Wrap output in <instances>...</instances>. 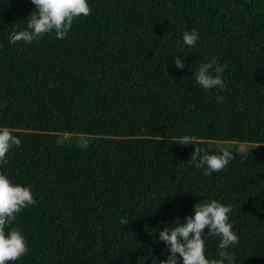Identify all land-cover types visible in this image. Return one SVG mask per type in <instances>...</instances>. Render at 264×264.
<instances>
[{"label": "trees", "instance_id": "trees-1", "mask_svg": "<svg viewBox=\"0 0 264 264\" xmlns=\"http://www.w3.org/2000/svg\"><path fill=\"white\" fill-rule=\"evenodd\" d=\"M87 2L65 39L10 44L35 5L0 0V127L21 140L0 172L36 200L11 225L28 247L11 264H159V232L213 199L233 208L234 264H264V0ZM213 58L225 87L206 91L195 72ZM197 146L234 159L205 175Z\"/></svg>", "mask_w": 264, "mask_h": 264}, {"label": "clouds", "instance_id": "clouds-1", "mask_svg": "<svg viewBox=\"0 0 264 264\" xmlns=\"http://www.w3.org/2000/svg\"><path fill=\"white\" fill-rule=\"evenodd\" d=\"M35 5L27 19L25 30L14 32L9 39L10 44L24 42L31 44L41 40L46 34L55 33L56 39L63 40L71 30L75 18L91 14L87 0H31ZM199 33L196 31L183 34L184 44L195 47ZM177 69H183L185 62L178 55L174 60ZM227 65L221 66L217 59L203 63L196 69V83L204 90L225 87L222 73ZM223 102V97H217ZM196 138L185 135L180 145H190ZM21 140L8 127H0V164H8L7 153L13 146L19 147ZM197 146L191 155V161L200 169H206L205 175L224 170L234 159L228 150L222 155L204 153ZM36 204L29 187L13 184L11 180L0 172V264H11L28 252L26 240L21 232L11 228L17 215L25 208ZM233 211L231 205L225 206L217 200L197 203L194 215L185 217L183 223L176 227H166L159 232V240L168 249L167 259L159 260V264H234V255L228 249L238 244L239 236L232 230L229 214ZM129 220L121 219L124 225ZM7 229V231H6ZM205 229L209 236L219 237L218 255L220 259L209 260L205 255ZM159 258L153 257L152 264H157Z\"/></svg>", "mask_w": 264, "mask_h": 264}, {"label": "rangeland", "instance_id": "rangeland-1", "mask_svg": "<svg viewBox=\"0 0 264 264\" xmlns=\"http://www.w3.org/2000/svg\"><path fill=\"white\" fill-rule=\"evenodd\" d=\"M71 141H73L75 145H83V143H84L83 141L80 140L79 137H77V138H73L72 137ZM71 144H73V143H71ZM218 144H220V143H217V142H209V145L210 146L211 145L212 146H217ZM230 144H232V143H224L223 145L228 146ZM249 147H251V148H258V145H249Z\"/></svg>", "mask_w": 264, "mask_h": 264}]
</instances>
